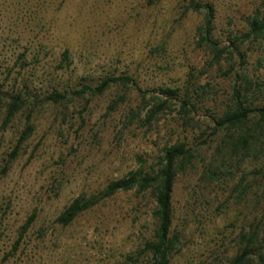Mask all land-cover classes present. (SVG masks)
Masks as SVG:
<instances>
[{
	"label": "rangeland",
	"instance_id": "374dc122",
	"mask_svg": "<svg viewBox=\"0 0 264 264\" xmlns=\"http://www.w3.org/2000/svg\"><path fill=\"white\" fill-rule=\"evenodd\" d=\"M176 1L162 0L149 6L148 0H66L54 18L53 34L69 46L74 63L65 73H57L51 83L58 81L59 89L71 90L85 76L127 73L149 90L147 99L151 101L158 87L182 84L189 73L196 79L207 59L195 38L200 18L176 15ZM257 1L222 0L220 24L230 15L241 22L239 15ZM17 9L14 0H0V54L14 52V19L23 17ZM63 48L55 46L36 74L43 79L51 77ZM213 75L215 71L204 74L201 82H212ZM38 78L35 76L36 81L42 80ZM52 90V84L40 86L42 93L36 101L19 112L7 128L2 125L4 112L0 111V264H124L126 256L136 253L151 235V194L119 192L67 226L56 218L73 199L103 189L135 169L139 158L152 162L166 144L183 137L185 128L176 118L178 106L153 122H147L146 112L130 122L126 115L142 101L137 89L127 92V101L117 110H110L109 105L118 87L101 95L72 98L69 94L63 102L45 99L43 94ZM226 90L223 83L216 86L213 100L198 112L196 118L204 126L203 120L216 111V97L220 102ZM26 124L34 126L33 133L19 145L14 158L13 150ZM186 129L194 142L213 137L211 129L204 136L199 135L201 129ZM216 188L219 191L207 190L206 199L197 174L178 179L176 223L186 200L196 191L197 204L203 202L210 209L195 208L186 245L173 264H228L236 252L233 240L240 230L235 218L239 210L226 201L229 190ZM33 212L38 215L15 248L21 228Z\"/></svg>",
	"mask_w": 264,
	"mask_h": 264
},
{
	"label": "trees",
	"instance_id": "16d2710c",
	"mask_svg": "<svg viewBox=\"0 0 264 264\" xmlns=\"http://www.w3.org/2000/svg\"><path fill=\"white\" fill-rule=\"evenodd\" d=\"M161 1L148 0V4L151 6ZM221 2H175L179 17L193 15L200 18L195 38L207 59L199 77L194 79L189 73L182 84L158 87L155 89L158 93L155 92L150 101L147 99L149 90L145 91L135 77L127 73L113 72L96 78L85 76L78 87L59 89V82L51 81L58 78L57 73H65L74 63L69 46L53 34L54 18H57L66 0H14L16 7H20L17 11L23 17L14 19V52L0 54V111L4 112V128L19 112L36 101L42 93L40 86L48 84H52L53 90L43 95L53 102H63L70 97L69 94L72 98L85 94L101 95L118 87V94L109 105L110 110H117L127 101V92L137 89L142 94V105L130 108L126 115L130 122L146 112V120L150 123L167 110L172 113L174 106H178L175 108L176 118L181 119L185 128L183 137L166 144L152 162L146 163L139 158L140 163L135 169L111 180L103 189L73 199L56 218L59 224L67 226L83 212L119 192L135 190L151 194L154 199L151 235L136 253L126 256L124 264H173L176 255L186 245L184 240L195 208L210 209L203 202L197 204L199 195L196 191V195L192 194L186 200L180 222H175L176 183L180 177L194 174L198 175L201 195L208 199L207 190H218L216 186H219L224 192L229 190L226 201H232V205L239 210L235 218L240 223V230L233 240L236 252L229 258L228 264H264V0H258L239 15L241 22L230 15L223 25L219 18L223 7ZM57 45L64 48L58 63L53 66L52 72L56 75H46L43 79L35 70H39ZM214 71L213 81L203 84L202 76ZM35 76L42 80L36 81ZM222 83L227 90L220 102L216 97V111L211 118L203 120L206 122L204 126L196 116L204 105L213 100L212 90ZM187 126L192 129L191 132L201 129L200 136L211 129L213 137L204 138L200 143L194 142L187 133ZM33 130V125L26 124L19 144L13 150L14 158L19 153V145L31 136ZM37 215L33 212L22 226L15 248L19 247ZM212 215L216 216V212ZM197 220L200 221L199 218Z\"/></svg>",
	"mask_w": 264,
	"mask_h": 264
}]
</instances>
